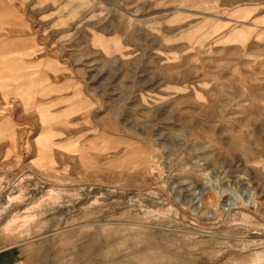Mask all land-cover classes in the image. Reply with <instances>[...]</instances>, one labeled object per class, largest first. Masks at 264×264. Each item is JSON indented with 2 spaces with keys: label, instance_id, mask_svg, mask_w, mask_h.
Listing matches in <instances>:
<instances>
[{
  "label": "rangeland",
  "instance_id": "rangeland-1",
  "mask_svg": "<svg viewBox=\"0 0 264 264\" xmlns=\"http://www.w3.org/2000/svg\"><path fill=\"white\" fill-rule=\"evenodd\" d=\"M0 35V250L264 264V0H0Z\"/></svg>",
  "mask_w": 264,
  "mask_h": 264
},
{
  "label": "crops",
  "instance_id": "crops-1",
  "mask_svg": "<svg viewBox=\"0 0 264 264\" xmlns=\"http://www.w3.org/2000/svg\"><path fill=\"white\" fill-rule=\"evenodd\" d=\"M7 39H8L7 36L0 35V45L6 43ZM2 74L6 75V73H2ZM66 238H63L61 240L64 242H69L68 239ZM54 242L56 244H59L57 239H54ZM44 243L45 242L5 247L2 250H0V264H44V263L54 264L55 262L53 261L55 258L58 259V256L56 252H54V249L53 251L50 250V253L47 252L45 248L46 247L48 248V246L50 247V244H44ZM52 245L54 244L52 243ZM48 258H50L51 261H48L47 260ZM44 260L46 261L44 262ZM57 262L58 260L56 261V264Z\"/></svg>",
  "mask_w": 264,
  "mask_h": 264
}]
</instances>
